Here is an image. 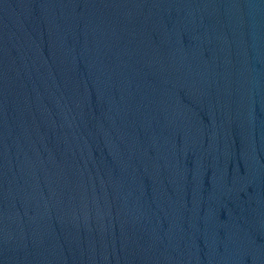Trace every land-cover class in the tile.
Returning a JSON list of instances; mask_svg holds the SVG:
<instances>
[{
	"label": "water",
	"instance_id": "1",
	"mask_svg": "<svg viewBox=\"0 0 264 264\" xmlns=\"http://www.w3.org/2000/svg\"><path fill=\"white\" fill-rule=\"evenodd\" d=\"M0 264H264V0H0Z\"/></svg>",
	"mask_w": 264,
	"mask_h": 264
}]
</instances>
